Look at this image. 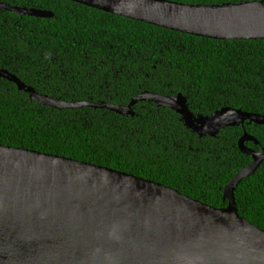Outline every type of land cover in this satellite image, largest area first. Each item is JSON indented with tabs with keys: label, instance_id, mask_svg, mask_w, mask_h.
<instances>
[{
	"label": "trees",
	"instance_id": "1",
	"mask_svg": "<svg viewBox=\"0 0 264 264\" xmlns=\"http://www.w3.org/2000/svg\"><path fill=\"white\" fill-rule=\"evenodd\" d=\"M189 5L264 0H168ZM53 18L0 10V69L66 102L127 106L145 93L182 94L194 115L222 108L264 116V40L218 41L131 20L68 0H0ZM135 116L82 107L56 110L0 77V145L54 154L160 183L214 208L252 163L248 133L264 148V126L246 123L200 137L174 110L140 102ZM239 214L264 230V163L235 191Z\"/></svg>",
	"mask_w": 264,
	"mask_h": 264
},
{
	"label": "water",
	"instance_id": "2",
	"mask_svg": "<svg viewBox=\"0 0 264 264\" xmlns=\"http://www.w3.org/2000/svg\"><path fill=\"white\" fill-rule=\"evenodd\" d=\"M183 34L218 41L264 40V1L189 5L168 0H68ZM0 10L53 18L48 11L0 2ZM0 77L32 101L56 110L91 107L135 116L140 102L176 111L200 137L225 128L264 126V116L230 107L194 115L182 94L145 92L129 105L66 102L38 93L8 70ZM253 161L225 187L214 208L160 183L54 154L0 145V264H264V230L238 211L235 191L264 163V148L246 143Z\"/></svg>",
	"mask_w": 264,
	"mask_h": 264
}]
</instances>
